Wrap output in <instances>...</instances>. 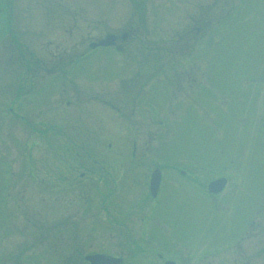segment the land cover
Masks as SVG:
<instances>
[{
	"label": "rangeland",
	"instance_id": "rangeland-1",
	"mask_svg": "<svg viewBox=\"0 0 264 264\" xmlns=\"http://www.w3.org/2000/svg\"><path fill=\"white\" fill-rule=\"evenodd\" d=\"M7 1L6 5L5 0L4 3L0 0V7L10 8L12 2L19 20L14 24L16 27L12 25L16 34L4 32L0 38V93L5 94L7 82L14 84L10 76L14 78L13 74L22 70L16 59L19 55H32L28 58V77L35 75L30 74L36 71L35 60L43 65L37 71L38 77L43 78L24 82L27 86L38 85L47 77L43 83L57 81L52 78L53 73L45 72L52 69L56 75H62L65 69L79 72L72 82L64 79L66 87H71L74 106L55 108L53 103H63L66 97L62 87L49 92L52 85L47 86L44 119L72 125L75 115L80 121H75L78 125L96 124V131L102 134V146L95 140L86 145L91 151L103 147L102 161L106 169L101 175H90L72 189L37 186L28 174L18 173L16 169L25 154L23 145L28 138L23 135L27 128L22 131L17 121L6 126L3 120L6 111L0 107V158L10 162L16 180L10 189L5 188L0 170V264H89L84 256L97 252L121 257L123 264H163L164 259H172L175 264H243L238 257L234 262L231 250L222 252L229 243V234L234 231L233 208L229 213L210 206L209 201L203 203L199 198L204 193L196 183L181 181L178 172L172 169L175 163L187 160H209L205 163L218 164L220 172L229 170L228 165L213 160L214 135L208 118H201L195 110L181 109L175 103L185 97L187 86H195L183 80L184 74L191 75L201 62L204 70L209 66L210 71L216 72L219 91L225 94L229 90L237 94L240 84L233 80L240 74L242 77L246 71H258L260 67L264 71V0H248L250 10L237 20L231 21L229 16V29L223 30L213 45L205 47L207 37L216 40L212 32L205 37L204 31L199 38L194 31L186 33L193 24L192 19L197 18L193 15L197 8L213 0ZM233 2L235 9L246 4L245 0ZM256 7L259 9L254 10ZM1 27L5 30L3 23ZM127 27L134 40L127 57L125 52L108 57L99 54L76 61L73 68H65L70 56L85 50L89 40L102 37L107 29L125 31ZM198 53L202 58L195 57ZM108 59L110 66L106 68ZM106 70L117 76L102 78ZM167 72L173 76L176 72L178 83L168 85L169 92H175L174 97L169 95L170 101L158 94L153 95L158 104L156 110L149 111L146 102L141 103L139 99L133 109L123 106L124 109L116 111L115 106L123 101L122 94L119 95L120 80L132 82L130 86L134 88L150 82L163 87ZM248 82L259 89L263 85L255 84L253 79ZM252 92L253 106L257 107L259 95ZM100 98L111 106L100 103ZM36 109L33 105L22 112L35 119ZM239 120L240 116H231L226 121L231 134L230 146L232 150L241 146L238 151L249 152L253 161L254 151L258 149L251 143L234 141L232 146V140L239 134ZM250 129L254 135L256 127L251 125ZM34 149L32 146L31 150ZM131 151L135 153L132 162L127 157ZM157 164L164 169L165 180L158 197L152 201L146 183L150 169ZM244 164H250L252 169L264 168L262 160ZM211 174V171L205 173ZM250 178L255 188L251 198L254 203L264 195V175L255 172L252 179L251 172ZM141 218L150 227L147 239L142 238ZM41 230L42 238L36 239ZM137 245L143 246L141 251L132 254ZM256 245L251 240L252 250L243 258L249 260L247 264H264V254H257L253 249ZM216 246L221 247L219 255L212 253Z\"/></svg>",
	"mask_w": 264,
	"mask_h": 264
},
{
	"label": "flooded vegetation",
	"instance_id": "flooded-vegetation-1",
	"mask_svg": "<svg viewBox=\"0 0 264 264\" xmlns=\"http://www.w3.org/2000/svg\"><path fill=\"white\" fill-rule=\"evenodd\" d=\"M247 1L248 0H245L246 4L244 7H237L236 9L234 7V2L231 3V0H213L210 4L198 7L196 12L193 13L197 18L195 20L192 19L191 23L193 24L189 27L186 34L189 35L194 31L196 38H199L203 35L204 31H206L205 37L212 32V34L216 36V40L214 37H207L204 47L206 44L213 45L219 39V36L222 35L223 30L230 27V21L227 22V20H237V18L245 13V11L250 10L247 6ZM2 2L4 3V0H2ZM11 3L12 2L9 3L10 8L4 6L0 7V38L4 32L10 33L11 31H14V34H16L13 26H15L14 24L19 20V16L17 17V15L14 14ZM4 4L7 5L8 1L5 0ZM257 9L259 8H254V10ZM229 16L232 17L229 18ZM2 23L3 26H5V30L1 27ZM136 29L138 30V28ZM128 31V27L125 31L107 29L102 37L97 38L96 40H89L86 44L85 50L75 53L73 56L69 55L71 58L68 60V64L65 68L70 66L73 68L76 61L82 58L92 59L96 55L99 56V54H106L108 57L112 53L118 54L125 52V56L127 57L128 48L131 46V42L134 41L131 40ZM107 34L112 35V39L108 44L97 46L91 45V43L101 40ZM204 47L202 50H204ZM25 50H28V48H25ZM199 53L195 57L202 58ZM28 58L30 60L32 55H19L16 57V59H19V67L22 70L17 74H13L15 75L14 78L13 76H10V78L13 79L14 84L8 85L11 82H7V87L5 88H7L8 91L6 90L4 95L0 93V107H4V111H6V117L3 119L5 120V125L8 126L11 122L17 121L21 123L20 126L22 131L27 128V130H24L23 135V137L26 136L25 138H28L25 142L23 141L25 154L19 161L16 169L18 173L28 174L34 183L41 188L45 184L58 190H61L62 188H75L76 185L80 184L79 182H83L90 178V175L92 177L97 175V173L99 175L104 173L103 170L106 169V165L105 161H102V155L105 153L103 152V147L96 149L98 151H91L88 150L89 146L86 145V142L95 140L94 142L102 146L100 144L103 141L101 140L102 134H98L96 131V124H86L84 122L80 123V125L76 124L75 121H80L76 120L75 115V124L73 123L72 125H68V122L62 120L58 121L57 119H53L48 121L44 119L43 107L45 94L48 90H46L47 86L49 87V85H52L49 92L51 89L53 90L62 87V92L64 97H66L63 103L60 101L58 103H53L55 108L61 106L69 108L70 106H74L75 101L74 96L71 94V87H66L64 79L68 78L72 82V79H75L79 72L65 69L62 71V75H56L54 74L55 71L52 69L45 72L47 74L53 73L52 78H55L54 80L57 81H45V83H43L45 79H49V77H47L38 85L35 83L34 85L27 86L26 84L31 80H34V78H43L38 77L40 73L37 71L43 65L42 62L39 63L37 60L33 62V67L36 71H30V74L35 73V75L28 77V69L30 68V61ZM56 61L58 62V58ZM105 61V66L107 68L110 66L107 64L109 59ZM194 68L195 70L191 72V75L190 73L184 74L183 80L185 79V82L191 86L192 84H195V86H187L188 90H186L187 94L185 97H182L180 102L173 103L178 105L181 109L195 110L201 118L206 120L208 118L207 121L211 123L214 135L213 142L211 141V143H214L215 152V154H213V160L214 162L216 161L228 165L229 170L220 172L219 170L221 166L218 164L205 163L209 160H205L204 162L203 160L197 162L194 160V162L187 160L180 164L175 163L172 165V169L178 172L181 181L196 183L197 188L201 193H204V197L199 198L203 203L209 201L210 206L217 209L222 208L225 211L229 210V213L230 209L233 208L234 231L232 232V235L229 234L231 236L229 243L222 248V252H226L229 249L233 252L234 262L238 257L243 264H247L249 260L243 258H245L247 251L252 250L251 240L254 241V244H258V246L256 245L253 248L254 251L257 254H264V195L261 199H256L253 203L251 198L255 192V188L252 185V181H250L251 172L253 179V174L255 172H261L264 175V168L260 169L255 167L252 169L250 164H244L245 162L259 160L264 162V71L262 70V67H260L258 71H246L242 77L240 74L233 80V83L239 82L240 84L237 94L236 91L235 94H233L230 90L229 94H225L220 93L219 91L218 77L214 70L210 71L209 66H207V70H204L202 62ZM36 72L38 74H36ZM164 74V82L166 86L163 87L156 86L150 82L148 85L146 84L147 86L134 88L135 86H130L132 82L120 80L119 85L121 86L122 92H120L119 95L122 94L120 98H122L123 101L121 104H117L119 106H115L116 111L124 109L123 106L127 109H133L136 107V101L139 99H142V101L140 100L141 103L144 101L146 102L149 111L156 110L158 104L155 102V99H153V95L158 94L164 95L166 99L170 101L169 95L170 98H172L175 96V92L173 90H170L169 92L168 85L171 84V86H177L178 83L175 81L177 74L176 72H174L175 76H173V74L170 75L168 72ZM116 76L117 73L108 72L107 70L102 74V78L104 79ZM249 79H253L255 84H263L262 88L259 89L255 86L252 87L248 82ZM24 82L26 84H24ZM1 88L2 87H0V89ZM252 90H254L255 96L259 95V104L257 107L253 106L255 98ZM78 95L79 93H76L75 98H78ZM91 100L92 99H89V101ZM98 100L102 104L111 106L106 99L100 98ZM33 105H35L37 108L36 112H38V114L35 115V119H32L33 117L30 115L26 116L22 112L24 108L29 109L33 107ZM231 116H240L239 123L237 124L239 134L237 139L231 137V139H233L232 146L234 141L245 143V145L251 143L253 148L258 149V152L254 151L255 159L253 161L249 152L238 151L241 146L237 148V150H232L230 146L231 134L229 133V125L226 121ZM251 125L252 127L254 125V129L256 127L254 135L251 133ZM92 129H95L94 132ZM76 132H79V134L76 135ZM77 137L78 141L76 139ZM97 137H99L100 140L98 139L97 141ZM77 144L78 150L83 148L84 151L76 150ZM131 145L133 149V142ZM32 146L35 148L33 151L31 150ZM33 152L35 153L33 154ZM119 157L122 159L121 156ZM127 157L129 161L132 162L135 153L131 151ZM222 160H225V162L222 163ZM156 168L160 169L159 184L155 196H151L149 191V181L152 171ZM0 170L3 171V178L5 180L3 183L2 178L0 179V186L2 182V186L5 188L9 187L8 189H10L12 182L14 184L16 182L12 176H15L14 168L11 167L9 161L0 158ZM163 170L164 169L157 164L149 171L146 186L152 201L156 200L158 197L161 185L165 180V171ZM209 171H211L212 174L205 175V173ZM76 174L78 175V180ZM149 228L150 227H147L146 229L147 236L149 234ZM42 234L41 230V235L37 234L36 239L42 238ZM212 253L214 255H219L221 253V247H213Z\"/></svg>",
	"mask_w": 264,
	"mask_h": 264
},
{
	"label": "water",
	"instance_id": "water-1",
	"mask_svg": "<svg viewBox=\"0 0 264 264\" xmlns=\"http://www.w3.org/2000/svg\"><path fill=\"white\" fill-rule=\"evenodd\" d=\"M111 39L110 36H107L106 39ZM99 43H106L105 40L99 42ZM158 181V170H155L151 175V182H150V190L152 195H154L156 186ZM85 259L89 261L90 264H116L121 261L120 258H115L111 256H106L103 254H93V255H87L85 256ZM165 264H174L171 261H166Z\"/></svg>",
	"mask_w": 264,
	"mask_h": 264
}]
</instances>
